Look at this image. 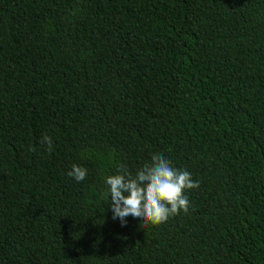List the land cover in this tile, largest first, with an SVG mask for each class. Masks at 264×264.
<instances>
[{
	"label": "trees",
	"instance_id": "1",
	"mask_svg": "<svg viewBox=\"0 0 264 264\" xmlns=\"http://www.w3.org/2000/svg\"><path fill=\"white\" fill-rule=\"evenodd\" d=\"M154 153L189 211L121 226ZM0 264H264V0H0Z\"/></svg>",
	"mask_w": 264,
	"mask_h": 264
},
{
	"label": "clouds",
	"instance_id": "2",
	"mask_svg": "<svg viewBox=\"0 0 264 264\" xmlns=\"http://www.w3.org/2000/svg\"><path fill=\"white\" fill-rule=\"evenodd\" d=\"M40 143L52 151V138L42 136ZM88 170L73 164L67 175L76 182L86 179ZM104 199L113 213L125 226L129 217L148 224L159 225L170 217L187 214L190 207L186 191L199 187V181L191 173L177 169L161 154H152L150 162L143 164L133 174L125 164L117 167L116 174L105 178ZM110 197V199H109Z\"/></svg>",
	"mask_w": 264,
	"mask_h": 264
}]
</instances>
